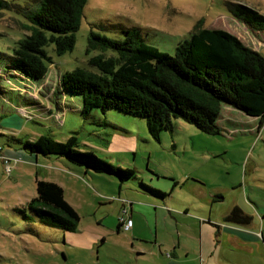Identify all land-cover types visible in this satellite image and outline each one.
<instances>
[{"label":"rangeland","instance_id":"374dc122","mask_svg":"<svg viewBox=\"0 0 264 264\" xmlns=\"http://www.w3.org/2000/svg\"><path fill=\"white\" fill-rule=\"evenodd\" d=\"M5 1L9 7L0 10V52L10 56L19 40L29 33L22 27L29 21L21 9L30 7L33 0ZM228 3L243 4L264 15V0H89L76 33L74 50L59 56L54 45L47 48L54 64L50 65L45 80L46 88L42 91L45 97L39 94L38 99V92L31 95V99L39 101L47 112L37 108L27 111L32 118L28 115L19 120L28 95L17 88L37 89L42 82L19 78L3 66L0 147L19 149L12 136L35 141L46 135L59 142L76 136L81 151H92L118 167L135 169L138 179L122 185L120 194V183L115 177L104 174L93 177L82 167H74L56 156H40L38 162H35L37 155L32 162L20 159L19 163H13L12 173L7 171L9 165L4 166L0 159V264H162L157 253L149 252L153 240L143 245L134 238L132 230L118 231L126 211V208L122 210V201L128 205V200L142 203L156 199L141 190L142 182L169 194L170 204L159 211V220L160 225L168 226L171 234L177 237L174 219L181 224L184 217L169 213L182 206L172 207L173 200L176 205L177 201L193 209L208 210L194 188L195 183L173 188V178L188 177L198 181L204 192L224 191L225 200L215 205L214 214L223 217L238 206L247 215L254 216L258 225L251 231L259 236L257 241H223L217 243L216 249L209 244L203 253L205 264H264V127L259 129L257 118L236 109L227 111L221 120V135L205 134L178 120V129L174 133H164L161 142H156L144 119L129 117L116 110L105 113L96 110L85 118L81 113V97L60 100L55 97V102L50 99L61 75L77 68L93 69L88 65L89 59L100 52L87 53L92 31L112 39L122 38L117 33L98 29L96 26L101 23L139 28L149 45L168 54H174L177 46L200 26L228 31L264 55V32L261 38L253 37L252 31L249 34L229 12ZM112 55L116 54L111 50L107 52V56ZM50 109L53 117L48 112ZM59 114L60 119H57ZM6 126L13 131L2 128ZM37 179L55 182L63 188L65 199L80 216L77 233L46 226L27 210L29 218L17 210L26 209L28 202L37 196ZM164 218L168 220L167 226ZM133 219L139 234L153 239L143 217L135 213ZM198 219V223L206 220L200 215ZM179 233H184V227ZM168 238L171 241V237ZM142 245L149 253L137 256ZM198 246L194 243L195 254H198L195 264H200L201 249ZM196 257L191 255L188 263L192 264Z\"/></svg>","mask_w":264,"mask_h":264},{"label":"trees","instance_id":"16d2710c","mask_svg":"<svg viewBox=\"0 0 264 264\" xmlns=\"http://www.w3.org/2000/svg\"><path fill=\"white\" fill-rule=\"evenodd\" d=\"M31 3L30 7L21 9L29 21L22 27L29 33L19 40L12 55L0 52V62L4 60L0 63L1 79L5 66L19 78L42 82L37 89L17 88L28 95L27 104L21 107H28V112L36 107L46 111L39 101L31 99V95L35 92L38 97L45 94L42 92L46 88L45 80L50 65L54 64L47 48L54 45L59 56L74 50L76 33L89 0H33ZM8 7L5 0H0V10ZM228 9L249 34L252 31L253 37L261 38L264 15L243 4L228 3ZM96 27L117 33L122 38L112 39L92 31L87 53L100 52L89 59L88 65L93 69L77 68L61 75L50 98L53 102L55 97L60 100L79 96L85 118L96 110L104 113L116 110L129 117L144 119L156 142H161L164 133H174L178 120L205 134L221 135L218 122L224 106L257 118L259 129L264 127V55L236 35L222 29L198 26L189 39L177 46L174 54H168L149 45L139 28L111 23ZM110 50L116 55L107 56ZM27 111L22 112L23 116L19 114L22 116L20 121L28 115L32 118ZM48 112L53 117V110ZM2 128L13 131L7 126ZM12 138L19 149L37 155L36 158L56 156L74 167H82L86 173L115 177L120 186L138 179L135 169L118 167L92 151H81L76 136L66 142L46 135L35 141ZM4 150L0 147L3 165L10 164L13 169V161L4 155ZM140 184L141 190L156 198L164 200L169 196L143 182ZM36 191L37 196L28 202L26 209L17 210L29 218L27 210L46 226L77 233L80 216L65 199L63 188L55 182L37 179ZM127 215L132 219L129 211ZM125 216L124 213L120 219L119 230L125 229L122 222ZM225 221L249 226L253 218L236 206Z\"/></svg>","mask_w":264,"mask_h":264},{"label":"crops","instance_id":"0c3cea01","mask_svg":"<svg viewBox=\"0 0 264 264\" xmlns=\"http://www.w3.org/2000/svg\"><path fill=\"white\" fill-rule=\"evenodd\" d=\"M36 97L39 99L38 95ZM36 108L40 109L38 107ZM26 109L29 108L28 107L21 108L23 113L27 111ZM233 109L234 108L228 106L223 107L222 115L218 122L221 128H223V124L221 120H224V116H225L224 113L227 111L232 112ZM226 120L230 122V120L228 119ZM177 129H178V125H177ZM3 153L8 158H11L13 163H17V162L19 163L20 159L28 162H32L34 160V156L32 155L26 156L27 153L24 152L23 150L21 151L20 149L4 150ZM38 160L39 158H35V162H38ZM91 175L93 177H99L97 175L96 176L93 174ZM172 180L174 181L173 188H179V187L184 188L187 187V185H189L190 183H195L193 185L198 192V196L200 197V200L203 201L205 204H207L208 207L207 211L201 210L199 208L193 209L189 207L190 205H185L184 203H180L177 201H176L177 203L176 205L173 200V206L171 205L172 207L176 206L178 208L179 205L182 206H179L181 208L175 209L176 211L170 210L169 213L180 214L182 215V217H184V222L181 224H179L178 221L174 219V222L176 224V231H178L177 237L176 234H171L169 228H167L168 220L166 218H164V222L167 227L160 225V220H159V211H163L165 207L168 206L167 204H170L168 202L169 196L164 200L162 199L157 200V198L156 199L152 198V200L148 199L147 200L148 202H142V203L128 200L127 201L129 202L128 205L126 202L122 201L123 204L122 210L125 208L126 210L128 209L129 215L131 216L132 219L134 218L135 213L141 215L144 219L143 220L144 224L147 225L152 232L151 236L154 235L153 239H147L146 237L141 236L138 230L136 229V224L133 219L134 225L132 228V234L133 236H135L134 238H137L136 240L140 241L143 245L150 244L151 240H153L152 248L149 252H151L152 254L157 253L160 257V261H162V264H189L188 262L191 255L197 256L195 260L194 259L192 261L190 260L192 264H195V262H197L198 260V254H195L196 250L193 248L194 243H196L197 246L199 245L201 249L199 263L205 264V257L203 253L204 250L207 249V246H209V244H212L214 249H216L217 243L220 244L223 241L224 243L225 242L228 243L227 241L229 240L231 242H238L241 239L242 241L248 243L258 240L259 236L251 232L255 230L254 228L258 227L254 216H251L253 218V221L249 226H243L239 224L226 222L225 217L227 215H223V217H219L213 213V209L215 205H217L218 203H222L225 200L224 191H222V189H214L211 191L204 192L200 188L201 184L196 180H190L189 177L187 179L182 178L181 180L173 178ZM122 191L123 189L120 186V194ZM119 199L121 198L119 197ZM192 214H194V216H192ZM199 215L203 216V218H205L206 220H200L198 223L197 219ZM240 226L247 227L246 228L247 230L242 229V227ZM182 227H184V233H182L181 235L179 231ZM118 231L120 232L121 230L118 229ZM169 236L171 237V241H169L168 238ZM145 240H148V242ZM143 245L141 246L142 251L136 253L137 256L147 255L149 253L148 251H146V248H144L145 246ZM164 250L165 251L169 250V252L165 254L163 253ZM247 252L252 254V252L249 249H247Z\"/></svg>","mask_w":264,"mask_h":264},{"label":"built area","instance_id":"2783aa9c","mask_svg":"<svg viewBox=\"0 0 264 264\" xmlns=\"http://www.w3.org/2000/svg\"><path fill=\"white\" fill-rule=\"evenodd\" d=\"M7 165H9V167L7 166V171L10 172L11 171L10 164H7ZM124 213L126 214L125 218H122V222L124 223V228H125V230H130L133 227V221H132V219H130L128 217V215H127L128 211L127 210Z\"/></svg>","mask_w":264,"mask_h":264}]
</instances>
